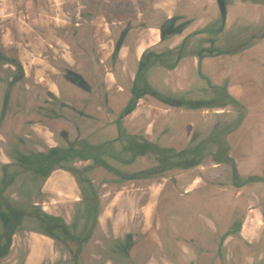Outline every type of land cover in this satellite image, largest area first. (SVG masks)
Here are the masks:
<instances>
[{
  "label": "flooded vegetation",
  "instance_id": "flooded-vegetation-1",
  "mask_svg": "<svg viewBox=\"0 0 264 264\" xmlns=\"http://www.w3.org/2000/svg\"><path fill=\"white\" fill-rule=\"evenodd\" d=\"M15 1L25 25L47 20L31 27L41 42H17L0 14V264L160 260L141 210L156 188V231L176 215L190 230L164 243L170 255L179 244L187 264H264V119L249 116L230 75L210 71L263 39L264 23L226 26L235 0H221L224 17L218 0H179L190 9L172 14L155 0ZM236 2L264 19V1ZM171 112L203 121L159 120ZM217 192L231 193L229 207ZM254 213L262 228L248 242Z\"/></svg>",
  "mask_w": 264,
  "mask_h": 264
},
{
  "label": "rangeland",
  "instance_id": "rangeland-1",
  "mask_svg": "<svg viewBox=\"0 0 264 264\" xmlns=\"http://www.w3.org/2000/svg\"><path fill=\"white\" fill-rule=\"evenodd\" d=\"M264 0H262L263 2ZM261 2V3H262ZM235 8H231L228 11L226 18V26H231L237 29L246 28V30H252L258 27L260 24L264 23L263 16L254 18L251 14L247 12L246 9L241 7V4L235 0ZM8 13V39L12 41L35 43L41 42V35L37 31L32 30L31 27L38 26L37 23H42L44 25L47 18L39 21L36 19L34 21L30 19L27 20L30 23L23 22V18L19 16L21 14L20 8L15 0H0V14ZM19 16V18H18ZM235 16V20L233 17ZM237 16V19H236ZM41 24V25H42ZM36 25V26H35ZM35 45L31 44L30 46ZM25 59H31L32 55L38 52L36 49H24L20 50ZM210 67V71L222 70V73L230 75V80L235 81L234 85L238 89L237 95L242 101L243 105L248 108L251 113V118L254 121L260 120L259 113L260 108L264 107V38L256 41L254 45L246 49L243 53H239L232 56L222 57V59H214ZM123 93H117L114 89L110 91L111 100L118 102ZM256 119V120H255ZM159 120L171 121V124L175 126H183V128L188 129L189 122L194 124H201L202 118L199 114H176L167 113L160 114ZM259 122V121H258ZM256 124V123H255ZM256 126V125H255ZM259 127V125H258ZM255 128V127H254ZM252 130V132L257 131V127ZM251 132V131H249ZM177 135H173L171 142H175ZM218 193L217 202L222 205L229 207L232 201V195L230 192L223 194ZM221 195V196H220Z\"/></svg>",
  "mask_w": 264,
  "mask_h": 264
},
{
  "label": "crops",
  "instance_id": "crops-1",
  "mask_svg": "<svg viewBox=\"0 0 264 264\" xmlns=\"http://www.w3.org/2000/svg\"><path fill=\"white\" fill-rule=\"evenodd\" d=\"M188 1H192L193 3L197 1L198 3L200 0H188ZM178 2L179 0H155L154 7L155 9L163 10L167 14H172L178 9L182 11L184 10L187 11L190 9V7L187 4H184L183 6H179ZM144 39L145 40H141L139 42L138 46L137 45L134 46L135 51L136 50L141 51L144 48V45L148 42V38H144ZM33 48L35 47L33 46ZM181 80H182V75H181ZM179 82H180V78H179ZM231 90H234V89H231ZM250 114L251 113L249 112V116ZM260 119H264V115L261 114ZM233 136L234 135L230 136L231 140H233L232 139L234 138ZM253 143L254 144H251L249 141V138H246V141H243L240 144L244 147H247L248 151L249 150L252 151L251 147L255 146V142ZM242 153H245V150L242 151ZM244 167H245L244 164L241 163V166H240L241 171L245 169ZM55 185H56V180L52 182V186L54 187L55 190H59L57 187H55ZM151 193H152V196L149 202L141 209L143 219H144V224H143L144 231L146 232V235H147V240H146L147 248L149 249L151 247L149 246V244L153 243L156 246L163 248L164 254H163V258H161L160 260H157V258H155L154 256L152 257L149 254L147 258L148 260L142 262L141 264H187L188 260H190L191 257L190 255H187V256L183 255L184 249L181 245L178 244L179 248L175 250V256H172L168 253V248L165 247L164 243L168 242V239L173 238L175 236L179 238L181 237L189 238L190 230L188 228L189 226L187 225L188 222H186L184 219L180 220V218L177 215H176V218L175 217L171 219L164 218L163 220L160 221L159 224H157L158 226L157 228H160V229L164 228L163 233H160L159 231L157 232L156 231L157 229H155L153 226V221L155 218L154 217L155 215L153 214L155 211H157V207H158L159 199L161 198L162 191H160V188H156ZM171 196L175 197L179 195L175 193L174 191H172ZM107 210L108 208H104V212L105 211L107 212ZM261 228H262V225L260 223L258 214L257 213L249 214L243 222L240 235L244 240L248 242H252V241H255L259 237Z\"/></svg>",
  "mask_w": 264,
  "mask_h": 264
},
{
  "label": "water",
  "instance_id": "water-1",
  "mask_svg": "<svg viewBox=\"0 0 264 264\" xmlns=\"http://www.w3.org/2000/svg\"><path fill=\"white\" fill-rule=\"evenodd\" d=\"M218 1H219V8H220L221 15L224 17V15H225V10H224L223 3H222L221 0H218Z\"/></svg>",
  "mask_w": 264,
  "mask_h": 264
}]
</instances>
